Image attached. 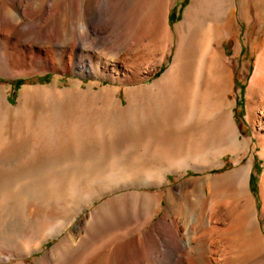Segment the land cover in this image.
Segmentation results:
<instances>
[{
  "label": "bare ground",
  "instance_id": "bare-ground-1",
  "mask_svg": "<svg viewBox=\"0 0 264 264\" xmlns=\"http://www.w3.org/2000/svg\"><path fill=\"white\" fill-rule=\"evenodd\" d=\"M39 1L0 0V75L84 68L116 84L71 79L60 87L57 74L50 84L23 85L16 104L0 85V148L31 136L25 153L0 155V216L27 186L41 198L25 204L31 222L20 243L0 241V264H26L23 256L56 234L34 264H149L144 244L158 236L175 249H201L202 264H264V161L256 191L250 185L256 154L264 160V45L245 91L249 137L231 98L229 58L241 49L236 23L248 0L239 9L235 0H192L174 31L169 0ZM255 18L264 22V0ZM230 39L231 56L217 48ZM171 47L167 69L146 81ZM72 145L89 153L67 169ZM56 151L61 167L43 170ZM229 154L232 168L219 172Z\"/></svg>",
  "mask_w": 264,
  "mask_h": 264
},
{
  "label": "rangeland",
  "instance_id": "rangeland-1",
  "mask_svg": "<svg viewBox=\"0 0 264 264\" xmlns=\"http://www.w3.org/2000/svg\"><path fill=\"white\" fill-rule=\"evenodd\" d=\"M26 1H29V2H27L28 5H27ZM191 1L192 0H169L168 1L167 5H168V11H169V24L172 28V31H174V25L176 23H178L183 18V14H184L186 8L191 3ZM240 1L241 0H235V2L238 5V9L240 7ZM34 2H35V5H34ZM39 5H40L39 0H33V1L32 0H22V6H26V7L30 6V8H37ZM248 5L250 7L248 15H246L244 17L238 16L237 17L238 20L236 23V30H238V32H239V41H240L241 49L239 50V52L236 54V56L234 58H229L231 60V64H232V74H233V79H232V82H233L232 91L233 92L231 94V98L235 100L234 117H235L236 122L239 125L240 130L242 132L241 136H243V137L244 136L245 137L250 136V125L245 120V114H246L245 91H246V87L250 81V78H251L253 70H254L255 57L264 45V22L263 23L258 22L257 19L255 18L257 0H248ZM238 14H239V12H238ZM75 19L78 20L79 17L76 16ZM217 48L220 51H223L224 54L231 56L234 53L235 40L230 39L227 41H223L220 45L217 46ZM170 51H172V47L167 51L164 62L160 65H157V69L152 73V75L149 78H147L146 81L156 79L157 77H159L161 75L162 71L167 69V67L170 63V60L172 58V53ZM75 69H76V71H75ZM57 74H59L57 79H58V85L60 87L69 86L71 79H80L81 80L80 83L83 87H87L88 83H90L94 79H99L100 84L102 86L107 85V84H111V83L116 84V82L113 83L110 80L106 79V77L97 78L93 74H91L90 72H87L86 70H84V68H81V69L74 68L71 72H67V71L59 72L58 70L48 69V70H45L44 72L43 71L42 72L35 71L33 73H30L29 75L28 74L17 75V76L13 75V74L12 75L11 74L0 75V85H4V86H6V88H8V100L12 104H16L18 94L20 92V89L23 87V85L25 86V85H34V84H50L53 82L54 77ZM93 86L97 87L98 84H94ZM119 94L120 95H118V96L119 97L121 96L123 98V92H120ZM244 125L246 126V128L243 131ZM26 136H27V138L24 136L23 137L21 136L19 139L15 140V141L13 140V141L15 144V143H17L16 141L20 142V141H22V138H23V139H25V141L27 139L26 142H29L28 143L29 145L25 143L26 146L24 147L25 144H23V143L25 141H22L23 143L20 142L19 146H17L19 142L15 146L13 144V141H10V142L6 143L7 145L5 144L3 147L1 146V148L4 149V152L0 148V155L6 154L5 156H8V154H9L11 157V156H15V154H18L20 152H21L20 154L25 153V151H27L25 148H27L28 146L30 147V144H31V136H28V135H26ZM11 144H13V145H11ZM21 144H22V147H20ZM68 149H70V151ZM76 149L77 148H74V146L72 145V147H68L66 149V151L68 150L67 152H65L64 150H63V152H62V150L60 151V152H62L60 154V156L63 155L64 152H65L64 154H69V155L72 154L73 155V156L71 155L72 156V162L73 163L76 162V164L74 163L75 165H73V163H70L68 166H65L66 168L68 167L67 169L75 168V166L79 167L81 162H82V161H79V160H82V159H79V158H81L80 156H82L83 153H86L88 151V149L84 150V151L77 149L78 153H76L77 152ZM79 151L80 152L82 151L81 154H79ZM45 152L46 151H43L42 155L46 156L45 154L47 152L46 153ZM56 152L54 153L56 155H53V154L50 155V157H53V160H55L54 161L55 164H53L54 162L51 161V159H49V161L44 159V161L46 163L44 161L41 162V160H38L39 161L38 164H37L38 161L35 162L37 166L34 163L29 164V167H24L23 170L25 168L26 169H28V168L33 169V165H35L34 167L37 170H42V169L47 170L49 168L53 169V170L59 169L61 167V164L59 165L57 162H60V161H58L57 159H54L57 157L59 151H56ZM50 153H53V152L51 151ZM50 153L48 152V156ZM87 153H89V151ZM91 153L92 152H90V156H92V155L95 156V154L96 155H98V154L106 155V154H101V153H92V154ZM11 154H13V155H11ZM74 154H76V156ZM77 157H79L78 161H76ZM224 159L226 160L225 166L220 168L219 172H222L223 170L232 168V166L234 164L230 154L227 155ZM263 161H264L263 158L259 157L256 154V162L252 168V174H251V178H250V185H251V189L253 191L254 190L256 191V189H257L256 187H257L259 178H260L261 173H262ZM42 163L44 164L43 166L41 165ZM10 165H12V164H10ZM30 165H32L31 168H30ZM47 165H48V167H47ZM5 166H8V165H5ZM41 166H42V169L40 168ZM8 167H5V169L6 168L10 169L13 167V165L8 166ZM38 167L40 169H38ZM14 168H15V170H17L16 169L17 166L16 167L14 166ZM190 172L194 173V171L190 170L185 174L192 175ZM175 176H176L175 171L168 172L167 179L168 180L171 179L172 182H175L176 181L174 179ZM1 180H3V179H1ZM33 181L35 182L36 180H33ZM166 184L167 183H164L163 186ZM158 188H159V186L151 185L148 190L154 191V190H157ZM24 189L25 188L22 189L21 194L25 197H23L21 194H19L20 196H22L21 198H19V195H17V196H15L16 198H12L11 201L6 202L7 205H6V203L4 204L5 206L2 205V207L4 209H6V212L8 214L4 218H2L0 216V241L3 240V237H8L9 242H12L14 244H19L20 242H19L18 236L27 230L26 226H27V224H29L31 222V220H29V219H24L25 217L23 214L25 212V206L27 205L26 203L32 204L35 201H37V199H38V201H40L41 198H38L39 196H38V193L36 192L37 190L31 188V186H27L26 189L25 190ZM26 190H28L29 192L28 191L26 192ZM33 190H34L35 195L32 194ZM108 194H110V193H108ZM108 194L107 193L103 194L101 196V198L98 199L97 202H99V200L103 199L104 197L108 196ZM39 195H40V193H39ZM29 196H30V198H29ZM40 197H41V195H40ZM17 202L20 204L19 208L17 206V204H18ZM23 202H25V203L23 204ZM85 210H86V208H82L77 213V215H81V212H85ZM19 212L21 213V215L19 214ZM9 214H10V217H9ZM157 216H158V214L154 215V218L156 219ZM75 219H76V216H73L71 219V222H70V226L74 224ZM24 220H26V222ZM14 236H16V238ZM60 236H61V234L48 236L47 239H45L46 241L43 240L42 245L38 249H36L37 251L33 250L30 254L23 256L24 257L23 258L24 263L34 264V262L36 260H38L40 255H42L46 250L51 248L57 242V240H59ZM161 238H164V237L158 236V237H156V239L148 241L144 244V253H145L144 254V260L148 263L150 261L151 263H149V264H152V263L153 264H202V263H204L201 249H199L197 247H193V248L179 247L178 249H175L174 246H169L168 243L164 239H161ZM149 243H151V244H149ZM149 246L152 249H150ZM157 250H159V251H157ZM181 256L182 257L185 256V260H182L180 258ZM146 257H148V260H146ZM153 258L155 259V261H153L154 260ZM16 260L17 259L15 257L11 258V262H13V263ZM118 260L119 259L114 258V260L112 261L111 264H121L120 260H119L120 263L118 262Z\"/></svg>",
  "mask_w": 264,
  "mask_h": 264
}]
</instances>
